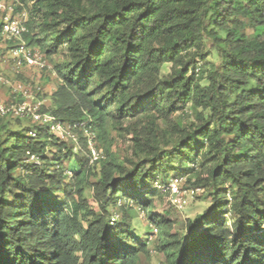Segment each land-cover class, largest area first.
<instances>
[{
    "label": "trees",
    "instance_id": "obj_1",
    "mask_svg": "<svg viewBox=\"0 0 264 264\" xmlns=\"http://www.w3.org/2000/svg\"><path fill=\"white\" fill-rule=\"evenodd\" d=\"M20 11L26 45L61 54L41 110L70 124L81 148L0 115V264H136L147 241L131 232L139 210L168 264H264V0H16ZM207 42L218 61L203 73ZM187 106L195 119L182 125L173 116ZM109 125L131 135L132 159L124 166L105 147L94 161L95 211L81 134L97 140ZM170 176L210 200L181 237L153 212L164 193L154 181Z\"/></svg>",
    "mask_w": 264,
    "mask_h": 264
},
{
    "label": "rangeland",
    "instance_id": "obj_2",
    "mask_svg": "<svg viewBox=\"0 0 264 264\" xmlns=\"http://www.w3.org/2000/svg\"><path fill=\"white\" fill-rule=\"evenodd\" d=\"M1 2H5L8 5H11L14 9L16 0H0ZM13 15L20 19H25L26 11L14 12ZM1 23V21H0ZM9 42V43H7ZM16 42V41H15ZM2 40L0 43V77L4 79H8L11 83L13 82H22L26 88L29 89L34 99H44L45 104L43 106L48 107L50 104V93L56 86L58 79L55 73L51 68V58L56 60L61 57L60 53H56L52 55V57L48 58L43 56V66L31 67L29 72L23 73L19 70V65L15 67L16 58L13 56V52L10 50L11 46L15 43ZM209 42H207V48L209 50V55L206 58L207 62H204L201 65L200 69L205 73L212 65L217 63L218 58L216 55V51L210 49ZM1 65H7V70L9 69L12 74H7L4 69H2ZM171 64L165 63L161 66L160 72L162 75L167 74L170 71ZM6 70V71H7ZM204 82V81H203ZM37 87L40 88L37 91ZM21 95L18 93H13L11 87H7V85L0 83V103L9 105L15 101H20ZM32 101V100H31ZM174 119H180L182 125L189 123L190 121H194L195 113L194 111L187 106L183 112L176 113ZM14 121V119H11ZM15 122V121H14ZM21 124L29 125L23 119H20ZM77 135V139H79L80 134L74 130L73 131ZM81 135H85L82 132ZM68 144H72L75 147V151L80 150L81 144L80 142L67 141ZM96 147L101 150V153L104 154L105 147L108 148L109 153L112 156L120 161L124 166L129 165V160L132 159V146L133 141L131 135L124 129L112 128L111 125L107 127L103 133L98 134V139H95ZM48 152L47 155L50 159H53L56 152V147L54 145H50L47 147ZM101 154V155H102ZM37 161V159H36ZM63 169L65 170V174L67 177H71L76 171H78L79 167L74 157H70L67 160L63 161ZM99 163L91 162L90 163V172L87 176V180L83 183V198L86 201V205L89 208H93L95 211H98V205L96 200L92 196V186L91 184L96 180L97 174L99 171ZM172 178V176H170ZM179 179L180 183L184 185V187L188 186L185 183V177H173ZM190 187V186H189ZM60 197L61 194H58ZM124 201H120L123 203ZM210 205V200L207 197V192L202 191V188L197 192V194L189 198L187 203L177 209L171 206L168 203V195L167 193H163L162 197L156 202L155 209H153L154 213L163 215L166 219L170 221L171 226L169 227L170 233H175V235L181 237L185 233V226L188 220L195 219L198 215H200L204 210H206ZM111 210V218L115 221L121 220V211L116 209L115 207H110ZM132 227L131 232L133 235L140 237L141 239L147 238L146 241V251L139 254V258L136 264H168L165 254L159 251L157 245L162 242L163 237L161 236V232L153 229L152 231L146 229L147 217L144 211L139 210L137 212V216L132 219ZM154 227V226H151Z\"/></svg>",
    "mask_w": 264,
    "mask_h": 264
},
{
    "label": "built area",
    "instance_id": "obj_3",
    "mask_svg": "<svg viewBox=\"0 0 264 264\" xmlns=\"http://www.w3.org/2000/svg\"><path fill=\"white\" fill-rule=\"evenodd\" d=\"M13 11L14 9L11 5L0 1V34L2 40L16 41L10 50L13 52L14 58H16L17 65L21 66L23 64L27 67L43 66V55L38 49L27 46L23 39V33L27 31L25 25L26 17L25 19L17 18L13 15ZM0 83L11 87L13 93L21 95L20 101H15L9 105L0 103V115L29 118L31 121L47 127L50 133L63 141L78 142L77 135L73 132V127L58 120L51 113L42 111L41 107L44 105V99H34L29 89L22 82L15 81L11 83L8 79L0 77ZM39 90L40 88L37 87V91ZM84 134L90 152V162H94L102 156L101 150L96 147L92 132L84 130ZM29 135L35 136L36 131H29ZM30 159L36 160V157L31 155ZM179 181V179L172 177L168 179L166 184H162L158 179L153 184L154 187L167 193L168 203L177 209L183 207L188 199L194 197L200 190V187H184Z\"/></svg>",
    "mask_w": 264,
    "mask_h": 264
},
{
    "label": "crops",
    "instance_id": "obj_4",
    "mask_svg": "<svg viewBox=\"0 0 264 264\" xmlns=\"http://www.w3.org/2000/svg\"><path fill=\"white\" fill-rule=\"evenodd\" d=\"M6 66H7V65H5V66H4V65H1L2 69H4V71H5L7 74L11 75L12 72H11L9 69L7 70V68H8L9 66H8V67H6ZM16 66H17V61H15V67H16ZM30 69H31V67H27V66H25V65H23V64H22L21 67H19V71H22L23 73H27V72H29ZM6 70H7V71H6ZM55 87H56V86H55ZM55 87H54V89H55ZM54 89H53V90H54ZM53 90H52V91H53ZM52 91H51V92H52ZM44 104H45V101H44Z\"/></svg>",
    "mask_w": 264,
    "mask_h": 264
}]
</instances>
